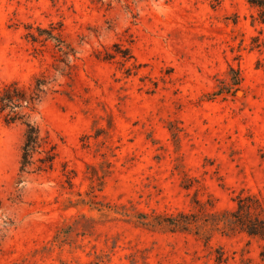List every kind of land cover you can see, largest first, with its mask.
Wrapping results in <instances>:
<instances>
[{
    "label": "rangeland",
    "instance_id": "obj_1",
    "mask_svg": "<svg viewBox=\"0 0 264 264\" xmlns=\"http://www.w3.org/2000/svg\"><path fill=\"white\" fill-rule=\"evenodd\" d=\"M247 0H0V88L44 76L32 114L56 145L53 170L19 182L23 121L0 119V264H264L243 233L145 229L117 216L71 244L52 243L106 159L102 200L145 212L235 206L264 197V24ZM111 124V125H110ZM98 134V135H97ZM76 172V175L72 173ZM65 186L66 188H64ZM4 221H7V225Z\"/></svg>",
    "mask_w": 264,
    "mask_h": 264
},
{
    "label": "trees",
    "instance_id": "obj_2",
    "mask_svg": "<svg viewBox=\"0 0 264 264\" xmlns=\"http://www.w3.org/2000/svg\"><path fill=\"white\" fill-rule=\"evenodd\" d=\"M247 1L257 10L255 20L264 24V0ZM48 90L49 82L44 76L36 77L29 86H21L13 81L0 88V119L3 118L7 123L23 121L25 124L19 182L24 181L26 174L53 170L56 162L55 143L48 131L43 132L31 119ZM111 167L112 163L106 159L98 165L88 164L90 189L85 192H74V176H70L71 174L66 171L68 189L71 192L61 207L76 208L77 215L71 223H66L56 230L52 243L59 246L71 244L74 235H92L96 224L117 216L148 230L190 234L205 243H209L218 234L230 236L236 233L264 241V197L256 193L243 191L237 193L233 198L235 206L232 208L217 209L212 199L202 200L195 197L191 201L190 210L173 213L145 212L127 203H112L99 198V193L103 191L106 179L112 172ZM72 174L76 175V172L73 171ZM3 220L0 203V222ZM4 222L7 225L8 222ZM262 255L264 257V252ZM129 259L130 264L138 263L136 255H130ZM142 259V264H147L146 258ZM79 264H110V257L97 255L93 260Z\"/></svg>",
    "mask_w": 264,
    "mask_h": 264
}]
</instances>
